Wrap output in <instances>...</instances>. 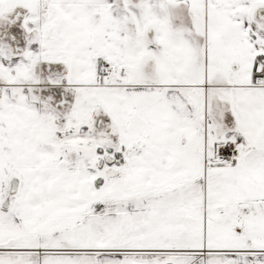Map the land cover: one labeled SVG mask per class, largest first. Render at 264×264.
<instances>
[{
	"label": "snow or ice",
	"instance_id": "6c2138e0",
	"mask_svg": "<svg viewBox=\"0 0 264 264\" xmlns=\"http://www.w3.org/2000/svg\"><path fill=\"white\" fill-rule=\"evenodd\" d=\"M0 264H264V0H0Z\"/></svg>",
	"mask_w": 264,
	"mask_h": 264
}]
</instances>
